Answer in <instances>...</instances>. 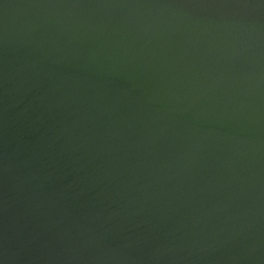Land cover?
I'll list each match as a JSON object with an SVG mask.
<instances>
[{
  "label": "water",
  "instance_id": "obj_1",
  "mask_svg": "<svg viewBox=\"0 0 264 264\" xmlns=\"http://www.w3.org/2000/svg\"><path fill=\"white\" fill-rule=\"evenodd\" d=\"M0 264H264V0H0Z\"/></svg>",
  "mask_w": 264,
  "mask_h": 264
}]
</instances>
